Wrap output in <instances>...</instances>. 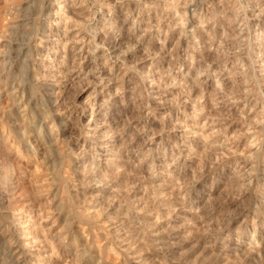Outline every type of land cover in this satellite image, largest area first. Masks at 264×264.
<instances>
[{
    "label": "rangeland",
    "instance_id": "obj_1",
    "mask_svg": "<svg viewBox=\"0 0 264 264\" xmlns=\"http://www.w3.org/2000/svg\"><path fill=\"white\" fill-rule=\"evenodd\" d=\"M44 2L19 118L0 66V264H264V0Z\"/></svg>",
    "mask_w": 264,
    "mask_h": 264
},
{
    "label": "bare ground",
    "instance_id": "obj_2",
    "mask_svg": "<svg viewBox=\"0 0 264 264\" xmlns=\"http://www.w3.org/2000/svg\"><path fill=\"white\" fill-rule=\"evenodd\" d=\"M16 1H14V2H16ZM25 1L27 3V6L25 5L26 7L24 6V8H19L18 6H16L15 8H12L10 10V11H12L10 13H12L11 15L13 16V18H19L20 19L19 24H16L15 26L11 27L10 32H7V34H6V32H3V31L0 32L8 40V43H5L6 44L5 48L0 53V55L2 56V59H1V62H0L1 65L0 66L3 67V71H4V74L2 75V78H4V80H5V81L2 80V82H6L7 79L10 78L9 77L10 74L8 72V69H10V67L13 64H15L16 62H19L20 63L19 71H20V73H21L20 75L22 77L20 79L18 78V80L16 78L17 81H14V82H10V80H9V82L12 84V86H10V87L8 86L9 87V89H8L9 92L6 95V96L10 97V99H12V102H14L16 100L18 101V103L11 104V107L14 108V110L12 112L15 115H17V118H19L22 115V113H25L26 111H29L30 108H32L31 107V104L32 103L30 101V99H31L30 97L33 94L31 92L28 93V90H27V86L28 85H31L30 84L31 83L30 80H27V78L30 75L29 72H28V67L30 66L29 63H30L31 51H32L31 50V42H33L32 40L34 39L35 36H40V34H39L38 31L41 30L40 28H41L42 25L40 23V27H38V20H39V17L40 16H45L46 19L48 18V15H49V5H50V4L49 5H46V3L44 2V0H25ZM18 5H19V3H18ZM7 8H9V7H7ZM12 16L9 15V17H12ZM43 32H45V30ZM2 34H1V37H2ZM5 66H9V68L6 70V67ZM6 84L8 85V83H6ZM6 84L3 83L4 86ZM31 88L33 89V87H30V89ZM9 109H10V107H9ZM15 109H17V110L18 109H21V110H20V112H16ZM33 109H35L34 106H33ZM10 110H12V109H10ZM34 113L35 112H33L32 114L34 115ZM40 114H42V118L44 120L50 118L52 120L53 125L55 124L54 119H53L54 116H50L49 108L45 104L42 105V107H41V113ZM43 119H42V121H43ZM14 120H12V121H14ZM19 121L22 122L21 118H20ZM36 130H38V132H35L36 133V137L37 138H41L42 135H43V131H44L43 128H42V126L38 127ZM54 132H56V131H54ZM57 133L53 134L52 132H50V134H48L46 136L45 145H48L49 147H51L53 144L57 143V141L61 138V136H59L60 134L58 135ZM24 137H25V135H24ZM21 141L23 143H27V141H25L22 136H21ZM19 143H20V141H19ZM5 153H7V152H5ZM48 153H51L52 154L51 149L48 150ZM55 161H56V159H55ZM50 165H52V164H50ZM5 180H7V179H5Z\"/></svg>",
    "mask_w": 264,
    "mask_h": 264
}]
</instances>
